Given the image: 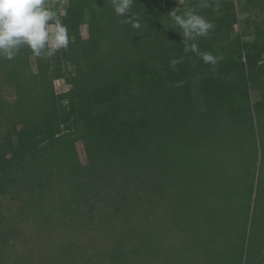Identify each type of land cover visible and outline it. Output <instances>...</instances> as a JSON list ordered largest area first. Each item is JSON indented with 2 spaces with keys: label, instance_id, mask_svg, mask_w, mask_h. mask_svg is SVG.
<instances>
[{
  "label": "trees",
  "instance_id": "1",
  "mask_svg": "<svg viewBox=\"0 0 264 264\" xmlns=\"http://www.w3.org/2000/svg\"><path fill=\"white\" fill-rule=\"evenodd\" d=\"M53 2L45 6L56 18ZM114 2L67 0L59 19L69 30L66 50L42 58L22 47L14 59L0 58V194L26 190L39 207L51 200L52 214L67 223L93 214L117 174L145 177L174 202L178 222L193 200L189 189L201 187L205 209L192 245L206 264L261 263L264 19L236 25L241 10L264 15V0H134L127 15ZM178 6L214 24L196 43L218 57L215 65L183 52L168 17ZM56 79L68 88L57 92ZM249 226L262 231L256 243L247 241ZM142 247L130 252L118 241L109 257L128 264Z\"/></svg>",
  "mask_w": 264,
  "mask_h": 264
},
{
  "label": "rangeland",
  "instance_id": "2",
  "mask_svg": "<svg viewBox=\"0 0 264 264\" xmlns=\"http://www.w3.org/2000/svg\"><path fill=\"white\" fill-rule=\"evenodd\" d=\"M53 1L59 20L67 0ZM247 18L261 20L264 15L257 7L251 11L241 10L236 28L240 30ZM54 85L57 92L68 88L62 79H56ZM189 190L193 200L187 206V213L176 217L178 222H173L174 202L162 201L158 193L152 192L145 177L130 181L117 174L105 186V200L101 198L91 210L94 216L84 213L67 223L59 218L61 213L52 214L51 200L39 207L26 190L14 188L1 193L0 264H114L109 256L118 241H123V249L130 252L144 243L142 253L137 256L131 253L128 264H176L180 261L206 264L202 250L197 252L192 245L197 238L192 231L193 225L201 220L205 209L199 195L201 187ZM108 193H111L110 200ZM263 199L258 198L256 204L259 217H262ZM124 203L127 206L118 211L116 206ZM44 211L52 214L51 218H46ZM257 229L249 226L247 241L250 238L252 243L257 242L253 235L262 232ZM262 255L259 257L261 263L256 264H264Z\"/></svg>",
  "mask_w": 264,
  "mask_h": 264
},
{
  "label": "clouds",
  "instance_id": "3",
  "mask_svg": "<svg viewBox=\"0 0 264 264\" xmlns=\"http://www.w3.org/2000/svg\"><path fill=\"white\" fill-rule=\"evenodd\" d=\"M134 0H115L114 11L117 15H127ZM201 7L208 6L202 3ZM168 17L181 30L183 52H192L206 64L215 65L218 57L211 52H201L197 39L208 37L214 24L195 8L173 9ZM134 29L141 23L129 20ZM145 23V22H144ZM70 43L67 25L55 18L45 0H0V58L14 59L22 47L29 48L34 55L48 58L60 49H67ZM177 60L171 61L174 68Z\"/></svg>",
  "mask_w": 264,
  "mask_h": 264
}]
</instances>
